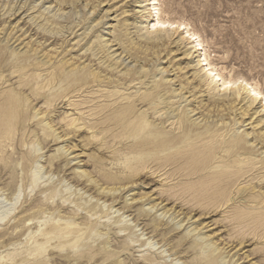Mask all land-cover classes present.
Listing matches in <instances>:
<instances>
[{
    "label": "rangeland",
    "instance_id": "obj_1",
    "mask_svg": "<svg viewBox=\"0 0 264 264\" xmlns=\"http://www.w3.org/2000/svg\"><path fill=\"white\" fill-rule=\"evenodd\" d=\"M151 2L0 0V264H264L261 104L218 91L197 63L204 53L264 95V0H158L198 52L174 28H146ZM120 106L135 110L127 124L179 134L182 117L216 130L193 147L235 160L226 203L207 207L183 159L130 165L152 151L114 138Z\"/></svg>",
    "mask_w": 264,
    "mask_h": 264
},
{
    "label": "bare ground",
    "instance_id": "obj_2",
    "mask_svg": "<svg viewBox=\"0 0 264 264\" xmlns=\"http://www.w3.org/2000/svg\"><path fill=\"white\" fill-rule=\"evenodd\" d=\"M157 5H158V0H152V2L150 4L149 3L147 4V6L151 7V10H150L151 13H149V12L148 13L150 15H152V11H153V14H154V18H153L154 20L148 22V25H147L148 27H146L148 30H150V31H161L162 30L163 31L165 28H171V30L174 28L176 32H180V34L184 35L183 36V39H186V40L189 39L191 41V43L193 45V48H194V52L204 51V47H203L204 44L202 45V43H201V41L199 39V36H197L195 33H193L187 26H184L181 23H177V22L174 23V22H169V21L160 19L159 18V13H158V8H156ZM16 9H17V7H16ZM15 40L17 41V39H15ZM37 43H39V42H37ZM189 45H190V43H189ZM191 51H193V50H191ZM200 56H202L201 59H198L197 60V63H198L199 68L201 69V71H203L206 74V75L204 74L206 76V78H208L211 81V83H213V84L216 85V87L218 88V91H220V92L221 91H227V90H231L233 88L236 89V90H241V91L247 93L249 96H251L253 98V102L259 101L260 104H261V108H262L261 112L264 113V95L256 87L250 85L249 83H247L244 80H235V81H231V80H228V79L225 80L217 72V70L215 69V67L212 66L207 61L208 58L205 57V54L204 53H203V55H200ZM200 56H198V57H200ZM198 57H196V58H198ZM109 66H111V64ZM85 79H86V77L84 75L77 76L75 82H79L80 83V82L84 81ZM150 97H151V95H143L140 98V100H137V101H140L142 103L145 102V101H147L149 103L150 102ZM108 98H111V97H108ZM134 103H135V101H133L132 104L134 105ZM84 104H85V102H84ZM212 104H211V106H212ZM12 105H13V103H12ZM102 106H104V105H102ZM105 107L107 108L108 106H105ZM129 108L130 107L123 108V106L116 107L117 110L118 109L120 110L119 115L116 116V117H114V118H112L110 121L113 123V128H115V130H117V129H121V130H120V133L119 134L114 135V138L121 137L122 139H124L125 142H122V143L120 142V144L122 146L123 145H126V149L129 152H131V153L136 152V150H140V154L139 155H141L145 151H147V152H151L152 151L151 154H148V153L145 152V155L144 156L141 155L138 159H134L133 162H129L130 165H142V164H145V163H148V162H150V163H156L157 161H164L165 163H168V161H170V159H171V161L173 163L174 162L177 163L178 161L180 162L183 159V162L185 163V165L187 167L191 168V173H188V175L196 176V178L198 179V181H202L205 184V185H201V186H204V188H203L204 190L199 191V193L201 195H203V196L205 194L208 195V198H207V201H208L207 204L208 205H207V207L211 210L213 208L215 209V208H218L219 206H223L226 203V197H228L227 196L228 193H229L228 190H229L231 184L234 183L238 178H241L240 176H242V175H239V173H238V171L240 169L238 168V166L236 165V163H234L235 160L232 162V164L226 163L227 160L229 159L227 157V155H224L223 156V155H220L219 153H216L215 149H217V148L214 145H212V144L210 146H205V145L203 146L202 145V146H200L198 148H194L193 147L194 145L196 146V142L197 141H203L204 139L212 138L214 136L213 133L216 132V130H212L211 128H208V127L207 128H203V129L200 130V129L194 127L193 125H188V121H186L182 117L180 118V120H181V124H180L181 125V127H180L181 128V132L179 134H174V133L173 134H169L168 132L163 131L162 129L158 128L159 125L158 126H156V125L147 126L145 124H141V123H138V122H133V123L130 122L129 124H127L128 121H130L131 119H133L135 117V115H134V113H135L134 111L135 110L134 109H129ZM116 109H114V110H116ZM175 118H176V116H175ZM219 119H221V118H219ZM192 121H194V120H192ZM164 123H166V122L165 121H161L160 122L161 125H163ZM217 132L219 133V131H217ZM144 135H146V137ZM214 137H217V135L214 136ZM220 138H221V135H220ZM238 142H239V140L238 139L237 140L235 139V140H233L231 142H228V145L231 146L232 149H236V150H243V149H245V147L243 145L239 144ZM213 143H214V141H213ZM181 149H187V150L180 151ZM178 154H181V155H178ZM186 155L188 157H186ZM220 164L222 166H219ZM183 167H184V165H183ZM233 169H235V170L233 171ZM175 176H177V175H175ZM233 185L235 186V184H233ZM239 194H241V193H239ZM236 215H238V214H236ZM239 216L240 217H237L236 218L237 220L232 221L231 224H237V223L243 224L246 221V217H243L242 214H239ZM206 226H208V225H206ZM261 226H264V225H261Z\"/></svg>",
    "mask_w": 264,
    "mask_h": 264
}]
</instances>
